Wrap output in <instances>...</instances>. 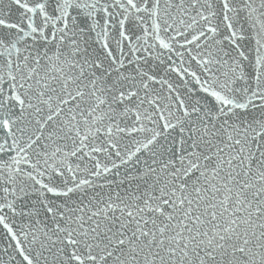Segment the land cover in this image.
<instances>
[{
  "label": "snow or ice",
  "instance_id": "snow-or-ice-1",
  "mask_svg": "<svg viewBox=\"0 0 264 264\" xmlns=\"http://www.w3.org/2000/svg\"><path fill=\"white\" fill-rule=\"evenodd\" d=\"M0 264H264V0H0Z\"/></svg>",
  "mask_w": 264,
  "mask_h": 264
}]
</instances>
